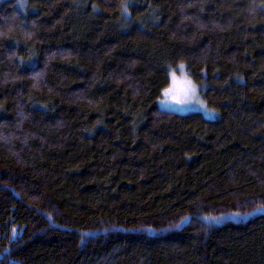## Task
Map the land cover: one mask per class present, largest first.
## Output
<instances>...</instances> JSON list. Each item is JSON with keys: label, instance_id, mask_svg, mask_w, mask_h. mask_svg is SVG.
<instances>
[{"label": "trees", "instance_id": "16d2710c", "mask_svg": "<svg viewBox=\"0 0 264 264\" xmlns=\"http://www.w3.org/2000/svg\"><path fill=\"white\" fill-rule=\"evenodd\" d=\"M0 264H264V0H0Z\"/></svg>", "mask_w": 264, "mask_h": 264}, {"label": "rangeland", "instance_id": "374dc122", "mask_svg": "<svg viewBox=\"0 0 264 264\" xmlns=\"http://www.w3.org/2000/svg\"><path fill=\"white\" fill-rule=\"evenodd\" d=\"M22 2V0H19ZM161 109L177 112H199L208 119L216 114L209 109L206 102L199 96L198 87L186 76L181 68L180 73H172L169 86L162 92L158 101Z\"/></svg>", "mask_w": 264, "mask_h": 264}]
</instances>
